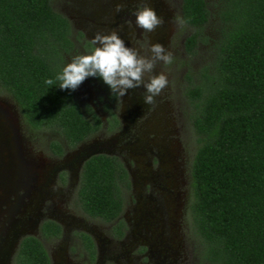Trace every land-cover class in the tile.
Instances as JSON below:
<instances>
[{"label": "trees", "instance_id": "trees-1", "mask_svg": "<svg viewBox=\"0 0 264 264\" xmlns=\"http://www.w3.org/2000/svg\"><path fill=\"white\" fill-rule=\"evenodd\" d=\"M189 52L210 10L206 0H182ZM221 22L213 58L187 87L198 145L191 165L190 214L209 264H264V0H219ZM66 18L50 0H0V84L35 125H59L72 143L91 127L73 91L45 84L61 72L58 45L69 44ZM113 157L95 154L81 174L83 208L104 219L122 207ZM12 264H50L41 240L24 235Z\"/></svg>", "mask_w": 264, "mask_h": 264}, {"label": "flooded vegetation", "instance_id": "flooded-vegetation-1", "mask_svg": "<svg viewBox=\"0 0 264 264\" xmlns=\"http://www.w3.org/2000/svg\"><path fill=\"white\" fill-rule=\"evenodd\" d=\"M50 2L52 7L66 18L68 24L66 36L69 44L65 48L58 45L59 54L55 56V64H58L61 71L76 56L89 54L98 46L92 43L97 32L109 34L115 30L125 40L126 46L141 47L138 43L142 42V34L139 30H134L131 24L132 21L135 23L136 17L133 13L137 8L149 6L163 19L167 16L170 18L171 15L170 12L164 11L168 6L165 0H71L78 8L68 3L61 4L60 1ZM117 4H123L120 12L115 11ZM180 6L182 9V0ZM159 32L160 30L153 31L155 36L152 32L148 33L152 36L151 44L159 41ZM147 78L146 76L145 79ZM2 91L9 94L0 84V92ZM143 92V87L131 89L128 95L117 98L101 79L87 78L73 91V97L91 127L74 143L67 139L59 125H35L29 122L18 101L11 94L8 105L0 99V122L10 121L14 128L16 127L19 149L17 148L14 155L16 152L19 155L14 159L23 163V167L20 166L25 169V172H21L23 182L33 186L31 197L25 196V190L21 187L16 193L21 190L20 196L26 197L28 204L36 200L38 202L36 211L27 207L24 213L21 210L12 215L14 218L25 220L24 228L34 220L36 224L29 232L19 237L8 264H12L19 241L26 234L35 235L41 240L50 264H176L172 245L163 247L167 242L162 240V234L171 231L172 216L170 213L168 215L165 202L159 197L163 196V193L153 180L156 171L151 170L150 165L157 157V152L150 146L141 148L143 156L148 149L146 159L148 158L149 166L148 169H141L140 161L133 159L130 153L133 149L127 145L129 139L126 137L130 131L134 128L138 130L140 126L136 123L140 116L137 106L142 103ZM124 109L131 110V121L125 120L122 114ZM9 129H13L12 125ZM4 142L0 134V143ZM36 144L44 146L51 158L41 155V151H34L32 146ZM95 154L113 157L121 163L127 174V180H123L119 172L115 175L118 192L122 196V207L119 214L109 220L90 214L83 208L79 199L84 163ZM0 163H4L3 158H0ZM0 167L1 192L4 187L14 185L15 179L14 174L9 176L7 166ZM16 168L19 169L18 166ZM147 171L151 173L152 179L146 176ZM136 177H139V183H136ZM11 194L15 196L14 191ZM57 194L60 195L59 202L71 204L72 209L66 206L60 210L58 199L55 197ZM0 207L1 226L8 224L9 215L6 204H1ZM99 223L106 230L101 239L98 236ZM160 232L162 233L159 237ZM164 234L168 236L169 233ZM157 243L162 246L152 251L150 244ZM8 245L4 246L5 250H8ZM116 255L123 262H115L113 259Z\"/></svg>", "mask_w": 264, "mask_h": 264}, {"label": "rangeland", "instance_id": "rangeland-1", "mask_svg": "<svg viewBox=\"0 0 264 264\" xmlns=\"http://www.w3.org/2000/svg\"><path fill=\"white\" fill-rule=\"evenodd\" d=\"M55 1L57 3L60 1L61 4L68 3L78 8L71 0ZM206 1L210 10L209 20L204 25L201 37L197 41L193 52H189L184 41L186 35L194 28L184 20L180 0H165L168 6L163 9L165 12H170L171 15L170 18L169 16L164 18L163 25L156 28V30H160L159 33L161 35L158 38L159 41L156 40L158 41L156 43L164 45L166 51L172 53L173 62L169 65H158L155 73L159 74V72L163 71L167 75L168 86L160 95L155 97L153 104L147 105L143 101L141 105L138 104L137 111H139L140 116L136 123L140 124V126H138V130L132 129L129 136L126 137L129 139L127 145L133 149V152L129 151L134 160L140 161L141 169L149 168L147 166L148 158L146 159L148 149L143 156L144 153L141 152V148L150 146L157 152V157L154 158L152 165H150V167L152 166L151 170L155 169L156 177L153 178L148 171L146 176L150 177V179L153 178L155 183L157 182L163 193V196L159 197L165 202L168 215L170 213L172 216V218L170 217L171 231L166 230L167 232H164L169 233L170 237L169 234L167 236L163 233L162 240L168 243L164 244L163 247L172 245L171 250L176 257V264H209L202 253V242L196 233L189 209L191 200V165L198 141L192 125L194 106L186 90L188 86L200 81L201 68L212 60V44L217 39L221 27L218 16L219 0ZM131 24L134 30L141 32L142 42L138 44L146 52L147 48L152 45L150 43L152 36L148 34L149 32L136 27L134 21ZM152 35H154L153 32ZM0 99L8 105L10 96L2 91L0 92ZM130 113V109L123 110L122 114L125 120L131 121L133 119V115ZM3 145L4 143H0V158H4L2 155ZM32 149L36 152L41 151L40 154L48 159L51 158L50 153L41 144L32 146ZM32 153L34 152L32 151ZM0 165L4 166V163H0ZM1 180L3 179L1 178ZM135 181L139 183V177H136ZM21 193L22 191L19 190L18 194ZM59 196V194L55 196L58 199L59 209L62 210L66 206L72 209L71 204L60 203ZM9 198H15V196L10 194ZM22 202L26 206L25 208L29 206L26 197L23 198ZM33 209L36 211L37 207H33ZM167 228L169 229V225H167ZM105 231L99 223L98 236L100 239L103 238ZM161 233L158 234L159 237ZM160 246H162L160 243H157V245L150 244L152 251L153 249H159ZM124 248L125 250L127 249V247ZM0 260L2 264L9 263V261L6 262L3 259V256ZM113 260L115 262L122 261L118 255L114 256Z\"/></svg>", "mask_w": 264, "mask_h": 264}, {"label": "clouds", "instance_id": "clouds-1", "mask_svg": "<svg viewBox=\"0 0 264 264\" xmlns=\"http://www.w3.org/2000/svg\"><path fill=\"white\" fill-rule=\"evenodd\" d=\"M122 8L123 4H117L115 11L120 12ZM133 14L136 27L145 32H153L164 23L149 6L137 8ZM92 43L98 46L91 53L76 56L55 79H46L45 84L53 86L59 81L61 90L75 91L87 78L96 77L117 98L128 95L131 89L143 87L142 101L147 105L153 104L155 97L168 86L167 75L163 71L155 73L158 65L173 62L172 53L166 51L164 45L154 43L145 52L142 47L126 46L115 30L109 34L97 32Z\"/></svg>", "mask_w": 264, "mask_h": 264}, {"label": "water", "instance_id": "water-1", "mask_svg": "<svg viewBox=\"0 0 264 264\" xmlns=\"http://www.w3.org/2000/svg\"><path fill=\"white\" fill-rule=\"evenodd\" d=\"M8 125V126H6ZM12 125L13 129H9V127ZM8 127V128H7ZM16 127L14 128L12 122H5L4 120L0 122V134L2 135V139L5 141L6 145H3L2 149V155L4 156V167L7 166L9 169V176L12 177L14 174L13 184L9 185L7 187H4L5 189L0 192V206L1 204L7 205V220L8 224H2L0 226V258L3 256V259L7 262L9 261L10 254L12 253L15 244L17 243L19 237L29 232L36 224V221H32V223L29 224L27 228L23 227V221H25L23 218H14L12 217L13 213L17 211L25 212L27 208L23 204V196H20V194H17L16 190H18L19 187L24 188V195L31 197L33 186L31 183L23 182V178L19 177L22 173L25 172L24 168H20V166L23 167V163L20 161L16 162L14 158L18 156L19 154L16 152L14 155V152L19 149V143L16 142L17 140V133H16ZM18 148V149H17ZM18 166L19 169L16 168ZM18 172V173H17ZM9 178L10 180L12 178ZM19 184V185H18ZM12 189V190H11ZM14 189V190H13ZM14 191L15 198L11 200L9 198L11 192ZM28 206V205H27ZM24 207V208H22ZM28 207H38L37 200L32 204V206L29 204ZM1 208V207H0ZM8 245V250H5L4 246Z\"/></svg>", "mask_w": 264, "mask_h": 264}]
</instances>
